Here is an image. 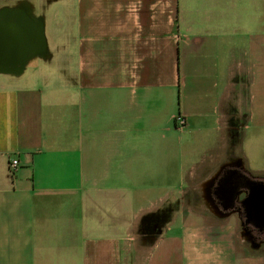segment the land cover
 <instances>
[{
    "label": "crops",
    "instance_id": "1",
    "mask_svg": "<svg viewBox=\"0 0 264 264\" xmlns=\"http://www.w3.org/2000/svg\"><path fill=\"white\" fill-rule=\"evenodd\" d=\"M5 11L42 46L0 69V264H264L216 196L264 176V0Z\"/></svg>",
    "mask_w": 264,
    "mask_h": 264
},
{
    "label": "water",
    "instance_id": "2",
    "mask_svg": "<svg viewBox=\"0 0 264 264\" xmlns=\"http://www.w3.org/2000/svg\"><path fill=\"white\" fill-rule=\"evenodd\" d=\"M15 32L19 33L18 37ZM19 44L21 53L15 54L16 46ZM41 46V29L37 24H32L25 15L18 12L5 11L0 14V65L12 62L18 65L26 57L27 51L39 50ZM229 179L216 192L222 208L227 210L236 203L240 204L247 218L245 225L264 232V183L249 182L248 186L241 190L234 182L231 184L233 186L230 185L226 189L224 187ZM245 225L243 224L244 230H246Z\"/></svg>",
    "mask_w": 264,
    "mask_h": 264
},
{
    "label": "flooded vegetation",
    "instance_id": "3",
    "mask_svg": "<svg viewBox=\"0 0 264 264\" xmlns=\"http://www.w3.org/2000/svg\"><path fill=\"white\" fill-rule=\"evenodd\" d=\"M16 63L12 62V63H7V64H2L0 65V69L4 68L5 70H12L15 69ZM262 182L264 181V176L261 177ZM236 209L240 210L243 214V207L238 204V206H235ZM245 219L246 216L244 215ZM245 225V223H244ZM246 230H248V232H250V234H252L255 237V240L257 242V244L260 246L261 249H264V232H261L257 229H255L252 226H247L245 225Z\"/></svg>",
    "mask_w": 264,
    "mask_h": 264
},
{
    "label": "built area",
    "instance_id": "4",
    "mask_svg": "<svg viewBox=\"0 0 264 264\" xmlns=\"http://www.w3.org/2000/svg\"><path fill=\"white\" fill-rule=\"evenodd\" d=\"M175 125L176 127L182 129L185 128L188 125L187 119L182 116V115H178L175 118ZM19 168V160L17 159H11L9 162V171L11 174H14Z\"/></svg>",
    "mask_w": 264,
    "mask_h": 264
},
{
    "label": "rangeland",
    "instance_id": "5",
    "mask_svg": "<svg viewBox=\"0 0 264 264\" xmlns=\"http://www.w3.org/2000/svg\"><path fill=\"white\" fill-rule=\"evenodd\" d=\"M259 175H262V174H259Z\"/></svg>",
    "mask_w": 264,
    "mask_h": 264
}]
</instances>
